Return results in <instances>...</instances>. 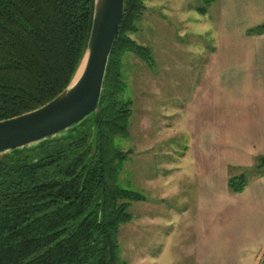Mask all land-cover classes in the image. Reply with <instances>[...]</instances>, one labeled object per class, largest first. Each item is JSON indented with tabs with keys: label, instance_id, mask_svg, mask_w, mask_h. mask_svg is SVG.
Here are the masks:
<instances>
[{
	"label": "trees",
	"instance_id": "trees-1",
	"mask_svg": "<svg viewBox=\"0 0 264 264\" xmlns=\"http://www.w3.org/2000/svg\"><path fill=\"white\" fill-rule=\"evenodd\" d=\"M146 0H124L98 108L35 146L0 155V264H126L119 225L142 193L119 180L131 116L123 56L153 67L150 50L129 36ZM94 0H0V121L37 109L63 91L85 54ZM200 14L205 13L199 8ZM264 23L247 31L263 34ZM256 168L264 169V157ZM244 175L227 181L232 193Z\"/></svg>",
	"mask_w": 264,
	"mask_h": 264
},
{
	"label": "rangeland",
	"instance_id": "rangeland-1",
	"mask_svg": "<svg viewBox=\"0 0 264 264\" xmlns=\"http://www.w3.org/2000/svg\"><path fill=\"white\" fill-rule=\"evenodd\" d=\"M222 7L223 0H146L137 30L129 34L150 50L154 64L150 67L133 52L122 58L131 116L128 136L115 141L126 155L119 180L123 187L145 197L130 203L132 221L119 225L118 254L126 264H135L139 255L156 254L166 242L172 264H194L196 232L189 222L198 215V178L191 176L190 156L178 160L177 172L173 165L186 151L188 131L193 132L189 109L195 105L218 31L225 25L219 13ZM199 8L206 13L200 14ZM217 74L213 70V79ZM258 158L253 157L247 166L229 168L227 181L242 174L247 186L264 176V169L261 173L256 168ZM145 216L177 219V235L166 239L164 230L155 224L132 230L134 219ZM260 264H264V255Z\"/></svg>",
	"mask_w": 264,
	"mask_h": 264
},
{
	"label": "crops",
	"instance_id": "crops-1",
	"mask_svg": "<svg viewBox=\"0 0 264 264\" xmlns=\"http://www.w3.org/2000/svg\"><path fill=\"white\" fill-rule=\"evenodd\" d=\"M219 13L225 25L205 62L203 83L189 109L193 132L188 131L186 151L173 170L180 169L178 160L190 156L191 176L198 178V215L189 222L196 232L194 264H260L264 176L231 194L227 170L264 157V33L247 34L264 23V0H223ZM213 70H218L215 79ZM176 223L174 218L145 216L130 226L140 231L139 225H159L168 239L177 235ZM168 246L166 242L156 254L139 255L135 264H172Z\"/></svg>",
	"mask_w": 264,
	"mask_h": 264
},
{
	"label": "water",
	"instance_id": "water-1",
	"mask_svg": "<svg viewBox=\"0 0 264 264\" xmlns=\"http://www.w3.org/2000/svg\"><path fill=\"white\" fill-rule=\"evenodd\" d=\"M124 0H94L85 54L71 83L43 106L0 121V155L35 146L96 112Z\"/></svg>",
	"mask_w": 264,
	"mask_h": 264
}]
</instances>
